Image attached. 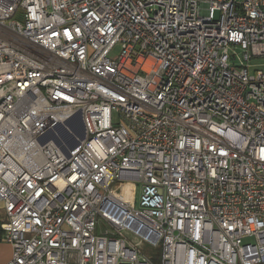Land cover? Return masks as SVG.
<instances>
[{"label":"built area","instance_id":"obj_1","mask_svg":"<svg viewBox=\"0 0 264 264\" xmlns=\"http://www.w3.org/2000/svg\"><path fill=\"white\" fill-rule=\"evenodd\" d=\"M0 202L4 264H264V0H0Z\"/></svg>","mask_w":264,"mask_h":264},{"label":"bare ground","instance_id":"obj_2","mask_svg":"<svg viewBox=\"0 0 264 264\" xmlns=\"http://www.w3.org/2000/svg\"><path fill=\"white\" fill-rule=\"evenodd\" d=\"M63 125H57L56 128H53L51 131L47 132L46 136L47 137H51L50 140L54 141V138L56 139H60L61 143H63V145H65V147H67V149H71L76 145V142L81 140L80 137V131L79 128L74 127V129H72L67 122L62 123ZM65 129H67L71 134L70 138L65 139L62 137L61 133L62 131H66Z\"/></svg>","mask_w":264,"mask_h":264},{"label":"crops","instance_id":"obj_3","mask_svg":"<svg viewBox=\"0 0 264 264\" xmlns=\"http://www.w3.org/2000/svg\"><path fill=\"white\" fill-rule=\"evenodd\" d=\"M126 196H130V195H126ZM3 218H4L3 206L2 203L0 202V264H4L10 258L11 255V246L2 237L3 230L1 227V223Z\"/></svg>","mask_w":264,"mask_h":264},{"label":"rangeland","instance_id":"obj_4","mask_svg":"<svg viewBox=\"0 0 264 264\" xmlns=\"http://www.w3.org/2000/svg\"><path fill=\"white\" fill-rule=\"evenodd\" d=\"M117 50H118V46H115L114 49H113V51H112V54H115L117 52ZM61 135L65 139L70 138V135H69V133H68L67 130L66 131H62ZM138 197H139V191L137 190V192L135 193V196H134L136 202L138 201ZM151 252L154 253L153 257H154L155 263L158 264L159 261H160V253H161L160 248L153 249Z\"/></svg>","mask_w":264,"mask_h":264},{"label":"water","instance_id":"obj_5","mask_svg":"<svg viewBox=\"0 0 264 264\" xmlns=\"http://www.w3.org/2000/svg\"><path fill=\"white\" fill-rule=\"evenodd\" d=\"M60 126H61V124H60ZM54 128H56V126L54 127ZM52 130V129H51ZM50 130V131H51ZM79 131H80V137H81V139H83L84 137H85V127H84V124H83V122L81 121V123H80V127H79ZM51 137H47L46 136V138H45V140H48V139H50ZM54 142L56 143V144H58V145H61V140L60 139H56V138H54ZM79 143V141H77L76 142V145ZM75 145V146H76ZM74 146V147H75ZM72 149V148H71ZM66 154L67 155H70V152L69 151H66Z\"/></svg>","mask_w":264,"mask_h":264}]
</instances>
